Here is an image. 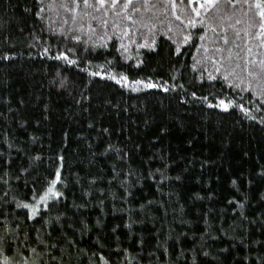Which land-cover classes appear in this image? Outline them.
I'll list each match as a JSON object with an SVG mask.
<instances>
[{
  "label": "trees",
  "instance_id": "trees-1",
  "mask_svg": "<svg viewBox=\"0 0 264 264\" xmlns=\"http://www.w3.org/2000/svg\"><path fill=\"white\" fill-rule=\"evenodd\" d=\"M201 2L0 0L12 264H264V35Z\"/></svg>",
  "mask_w": 264,
  "mask_h": 264
},
{
  "label": "snow or ice",
  "instance_id": "snow-or-ice-1",
  "mask_svg": "<svg viewBox=\"0 0 264 264\" xmlns=\"http://www.w3.org/2000/svg\"><path fill=\"white\" fill-rule=\"evenodd\" d=\"M37 2H42V0H37ZM106 0H96V3L99 4L101 7L104 6ZM145 2L147 3V0H145ZM189 2H193V0H189ZM222 0H202L201 2V7L204 8L205 11H207L209 8H219V5L221 4ZM223 2L230 4V5H234V3H243V4H247L249 9H255V14L259 17L260 19V28H261V35H264V0H223ZM72 3L75 5L78 3V0H72ZM83 3L85 4V6H90L89 5V0H83ZM118 3V0H111V4L114 6ZM133 0H125V4L124 7L127 8L128 5L132 4ZM174 6V5H173ZM194 11H196V9H193ZM44 9L41 8L40 12H43ZM134 11H139V9H134ZM197 14H199L197 12ZM37 16L39 17V12L37 13ZM240 21H237V23H239ZM214 30V29H213ZM203 38V37H202ZM185 40L188 39V37L184 38ZM225 42L227 43V39L225 38ZM144 45H141V47H143ZM123 47V46H122ZM57 59H60L61 57H56ZM64 59H67V57H63ZM5 60L9 59V57H4ZM74 63V62H72ZM260 69H261V73H264V60L260 61ZM97 73H93V75H96ZM250 75H252V73H249ZM121 79H126V77H121ZM225 79H227V76L225 77ZM119 82V81H118ZM136 83H140V81H136ZM61 86H63V81L61 82ZM147 87H153V85L148 84ZM165 91H167V89H165ZM193 95H195V93H193ZM204 99H207V97H205ZM264 102V101H262ZM231 103V102H229ZM221 105H224V101L221 100L220 101ZM210 107L212 105H209ZM225 110H227V105H225ZM241 110L243 111V107L241 106ZM60 182V173L59 170L57 171L56 174V178L54 180H52L49 184V186L44 190L43 193H39L34 191L33 192V199H34V203H23L17 204V207H23L25 209H30L32 215H29V219L33 218V215L35 213H37L39 211V209L37 208V205L40 204H44L49 198L55 197V198H59L62 193L58 192L55 190V185ZM233 183H235V181H233ZM35 251V250H33ZM205 255H207V253H205ZM103 257H101V260L103 261ZM0 264H12V261L10 259V257L7 255L6 250H4L3 248H0ZM104 264H107V262L105 261Z\"/></svg>",
  "mask_w": 264,
  "mask_h": 264
},
{
  "label": "rangeland",
  "instance_id": "rangeland-1",
  "mask_svg": "<svg viewBox=\"0 0 264 264\" xmlns=\"http://www.w3.org/2000/svg\"><path fill=\"white\" fill-rule=\"evenodd\" d=\"M37 206H39V205H37Z\"/></svg>",
  "mask_w": 264,
  "mask_h": 264
}]
</instances>
